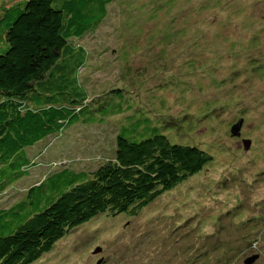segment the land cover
<instances>
[{
    "label": "rangeland",
    "instance_id": "374dc122",
    "mask_svg": "<svg viewBox=\"0 0 264 264\" xmlns=\"http://www.w3.org/2000/svg\"><path fill=\"white\" fill-rule=\"evenodd\" d=\"M23 1L0 0V11ZM113 1L100 28L75 41L86 57L78 76L87 104L118 88L128 107L28 148L33 165L15 189H2L0 207L65 159L110 158L124 117L143 112L171 143L198 146L211 163L134 217L79 226L33 264H244L254 255L252 264H264V0ZM250 222L253 252L242 240Z\"/></svg>",
    "mask_w": 264,
    "mask_h": 264
},
{
    "label": "trees",
    "instance_id": "16d2710c",
    "mask_svg": "<svg viewBox=\"0 0 264 264\" xmlns=\"http://www.w3.org/2000/svg\"><path fill=\"white\" fill-rule=\"evenodd\" d=\"M112 2L25 0L0 11V192L15 189L28 175L33 165L28 148L128 107L123 106L126 92L118 88L87 104L78 76L86 57L75 41L100 28ZM124 121L110 158L65 159L41 182L21 189L24 198L0 207V264H33L58 240L99 216L134 217L212 161L198 146L171 143L143 112ZM81 164L92 167L74 168ZM241 227L250 230L242 237L249 252L257 250L256 227L251 222Z\"/></svg>",
    "mask_w": 264,
    "mask_h": 264
},
{
    "label": "water",
    "instance_id": "95a60500",
    "mask_svg": "<svg viewBox=\"0 0 264 264\" xmlns=\"http://www.w3.org/2000/svg\"><path fill=\"white\" fill-rule=\"evenodd\" d=\"M241 125H242V120H239L237 124L231 127L230 133L232 137L240 136ZM249 144H250L249 141H246V140L243 141V147L245 150L249 148ZM257 258H258L257 255L251 256L244 261V264H252L257 260ZM100 263H101L100 261L97 262V264H100Z\"/></svg>",
    "mask_w": 264,
    "mask_h": 264
}]
</instances>
